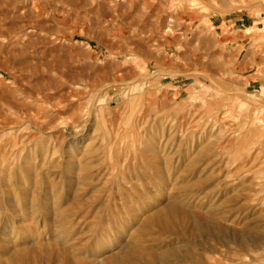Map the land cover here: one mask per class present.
I'll list each match as a JSON object with an SVG mask.
<instances>
[{
  "label": "rangeland",
  "instance_id": "obj_1",
  "mask_svg": "<svg viewBox=\"0 0 264 264\" xmlns=\"http://www.w3.org/2000/svg\"><path fill=\"white\" fill-rule=\"evenodd\" d=\"M166 17L174 20L177 43L162 42L159 25L169 24ZM179 70H196L198 74L207 70L223 84L240 83L247 99L228 94L220 97L221 93L201 75H177ZM137 74L156 75L149 81L164 86V93L157 94L165 98L161 115L171 124L186 118L203 121L210 116V120L218 118L215 129L226 125V131L237 126L256 131L262 145L255 149L258 158L252 172L264 169V108L260 106L264 103V0H0V137L31 140L29 148L28 140L20 145L24 150L20 156L25 155L26 147L34 151L42 142L51 147L52 161L62 160L74 152L73 148L88 143L95 131L92 125L83 144H76L67 141L74 128L79 131L91 119L102 118L108 126L115 119H124L129 104L118 87L135 82ZM53 81L54 89L50 87ZM67 87L81 89L84 94L78 101H66L62 94ZM102 94L106 96L101 98L99 108L87 116L91 97ZM45 95L52 109L41 107ZM109 98L110 104L106 105ZM247 100L258 101V106H251ZM10 101L17 103L19 110L11 108ZM209 103L212 106L207 110ZM222 166L225 173L230 170L222 184L223 189L228 185L224 190L227 198L240 192L219 212V224L239 234L246 227L261 230L264 194L255 197L249 188L241 189L249 177L242 179L241 174L247 171L240 172L238 164L231 169ZM179 175L177 172L176 177ZM254 208L258 210L252 211ZM6 214L4 208L0 209V239L26 231L11 232L9 225L20 227L31 221L37 227V236L51 238L52 216L38 214L32 219L21 215L11 219ZM102 215L84 212L82 217H89L75 222L72 240L79 239V246L83 244V256H90L95 240H108L118 234V224L112 222L115 213ZM97 216L101 225L95 224ZM253 231L249 234L259 232ZM212 238L209 242L195 239L200 254L190 253L178 261L264 264L263 243L252 246L244 255L231 244L234 242L229 243L221 229L214 230ZM213 243L216 246L211 247ZM221 250L226 253H218ZM165 262L168 264V259Z\"/></svg>",
  "mask_w": 264,
  "mask_h": 264
},
{
  "label": "bare ground",
  "instance_id": "obj_2",
  "mask_svg": "<svg viewBox=\"0 0 264 264\" xmlns=\"http://www.w3.org/2000/svg\"><path fill=\"white\" fill-rule=\"evenodd\" d=\"M165 19L169 24L159 23L162 42L175 43L174 20ZM199 73L179 70L177 75H201L221 93L220 97L245 96L241 92L242 84L225 81L223 84L222 79L207 70ZM155 76L140 74L135 82L118 87L129 104L124 119H115L109 126L102 118L89 119L88 125L79 131L73 127L67 141L76 144L82 143L92 125L95 131L88 143L73 148L74 152L62 160L52 161L51 147L42 142L31 151L27 149L31 143L28 138L0 137V209L4 208L11 219L38 214L54 218L51 238L37 236L32 221L20 227L9 225L11 232L26 231L0 239V264H167L165 259L168 264H181L178 258L200 254L195 239L212 241L217 229L227 235L229 243H236L231 244L244 255H248L252 246L264 244V225L258 233L246 227L239 234L224 229L218 221L222 215L219 212L240 192L237 189L234 196L227 198L228 192L224 190L228 185L223 189L222 184L230 170L225 173L222 165L231 169L238 164L240 172L247 171L241 174L242 179L249 177L241 189L249 188L255 197L264 194V169L257 174L252 172L258 158L255 149L262 145L257 132L242 126L233 131H226V125L215 129L218 118L210 120V116L203 121L186 118L171 124L161 115L165 98L157 94L164 93V86L149 81ZM50 87H56L54 81ZM82 94L81 89L67 87L62 97L66 101H78ZM103 96L106 95L91 97L87 116L99 108ZM46 97H42L41 107L52 109ZM110 101L109 98L106 105ZM247 101L258 106V101ZM9 104L17 111V103ZM263 104L260 106L264 108ZM209 106L212 104L207 105V110ZM23 144L27 147L25 155L20 156ZM249 158L251 161L247 162ZM12 160L17 161L10 164ZM177 172L180 175L176 177ZM95 211L102 213V217L114 212L116 217L112 222L118 224V234L108 240L96 238L90 256H83V244L79 246V239L72 240L75 222L89 217H82L84 212L91 215ZM100 219H96V225L102 224ZM252 231L257 234H249Z\"/></svg>",
  "mask_w": 264,
  "mask_h": 264
}]
</instances>
